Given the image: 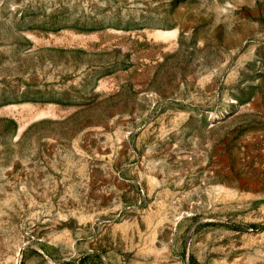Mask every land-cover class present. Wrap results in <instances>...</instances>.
<instances>
[{"label":"rangeland","instance_id":"obj_1","mask_svg":"<svg viewBox=\"0 0 264 264\" xmlns=\"http://www.w3.org/2000/svg\"><path fill=\"white\" fill-rule=\"evenodd\" d=\"M0 264H264V0H0Z\"/></svg>","mask_w":264,"mask_h":264}]
</instances>
